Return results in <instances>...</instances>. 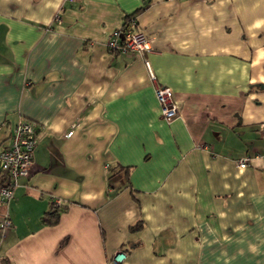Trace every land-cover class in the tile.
I'll return each instance as SVG.
<instances>
[{
    "label": "crops",
    "instance_id": "0c3cea01",
    "mask_svg": "<svg viewBox=\"0 0 264 264\" xmlns=\"http://www.w3.org/2000/svg\"><path fill=\"white\" fill-rule=\"evenodd\" d=\"M130 17L150 50L110 53ZM20 118L38 143L0 259L264 264V0H0V150Z\"/></svg>",
    "mask_w": 264,
    "mask_h": 264
},
{
    "label": "built area",
    "instance_id": "2783aa9c",
    "mask_svg": "<svg viewBox=\"0 0 264 264\" xmlns=\"http://www.w3.org/2000/svg\"><path fill=\"white\" fill-rule=\"evenodd\" d=\"M75 1V0H69ZM59 21V16L55 19ZM134 18H129V24L115 29L110 38L106 41V46L110 53L128 51H148L150 50L149 40L144 33L135 29ZM155 95L160 104L161 115L165 120H171L177 115V107L173 101V91L166 86H155ZM71 130L66 135H70ZM259 135L264 138V123L258 129ZM37 129L34 123L20 118L11 133L9 143L0 150V170L5 173V180L0 184V237H3L11 227L8 214V204L13 198V191L21 178L28 177L33 166V154L38 143ZM247 159L237 161V166L244 168L247 166ZM57 205L60 201L56 202ZM126 258L124 251H116L112 258V264H119Z\"/></svg>",
    "mask_w": 264,
    "mask_h": 264
},
{
    "label": "trees",
    "instance_id": "16d2710c",
    "mask_svg": "<svg viewBox=\"0 0 264 264\" xmlns=\"http://www.w3.org/2000/svg\"><path fill=\"white\" fill-rule=\"evenodd\" d=\"M139 10L140 8L137 11ZM124 168L125 167H120L119 170H124ZM125 170H126V173H128L127 172L128 168H125ZM64 210H65V206H61L60 204L57 205L54 202L51 203L49 210L46 211L44 215L42 216V222L46 225H51V226L56 225L59 222L61 212H63ZM141 227H142V222L137 221L133 225H130L129 230L131 232H135L139 230ZM0 264H9V263L7 262V259H0Z\"/></svg>",
    "mask_w": 264,
    "mask_h": 264
}]
</instances>
